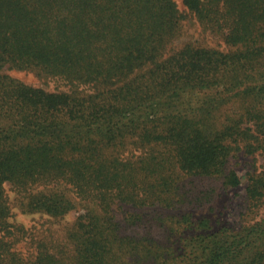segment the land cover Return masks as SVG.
<instances>
[{
    "label": "trees",
    "instance_id": "1",
    "mask_svg": "<svg viewBox=\"0 0 264 264\" xmlns=\"http://www.w3.org/2000/svg\"><path fill=\"white\" fill-rule=\"evenodd\" d=\"M182 2L0 0V264H264V216L235 226L192 210L215 190L197 181L240 184L239 150L263 155L246 196L264 201V0ZM188 16L223 48L189 39ZM6 182L32 212L83 203L71 258L17 247Z\"/></svg>",
    "mask_w": 264,
    "mask_h": 264
},
{
    "label": "rangeland",
    "instance_id": "2",
    "mask_svg": "<svg viewBox=\"0 0 264 264\" xmlns=\"http://www.w3.org/2000/svg\"><path fill=\"white\" fill-rule=\"evenodd\" d=\"M181 10L186 11L182 0H176ZM185 34L189 39L199 40L209 46L221 47L219 43L221 39L214 38L202 30V27L195 22L190 16L184 20ZM12 76H15L22 81L38 85L44 88L52 89L57 84H61L59 80L52 78H42L29 70L8 71ZM263 155L260 150L246 152L239 150L234 152L230 157L229 165L234 169L240 177L238 186H223L216 179L204 178L197 181L198 188L215 187L211 199L201 206L193 208L195 217L207 216L213 221H218L220 224L240 225L248 223L261 216H264V201L258 206H252L248 202L246 196V186L249 178L258 173L262 169ZM6 198L10 206V214L8 222L14 227H23V232H19L21 239L17 243V247L25 250L26 253L33 250L31 246H35V241H42L49 244L50 247L55 246L66 258L72 256V244L66 238L65 232L68 227L72 226L76 218L85 209L82 204L77 203V207L69 211L65 216L58 218L52 217L42 212H32L25 209V202L28 201L24 192L18 191L10 182L4 184ZM73 197V193H69ZM120 204L114 206L116 215L120 218L124 215L127 206L119 207ZM169 211V210H168ZM144 228L138 226V230ZM156 231V230H155Z\"/></svg>",
    "mask_w": 264,
    "mask_h": 264
}]
</instances>
